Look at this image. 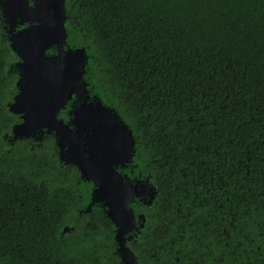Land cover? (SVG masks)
<instances>
[{
	"label": "trees",
	"instance_id": "1",
	"mask_svg": "<svg viewBox=\"0 0 264 264\" xmlns=\"http://www.w3.org/2000/svg\"><path fill=\"white\" fill-rule=\"evenodd\" d=\"M1 2L0 264H123L103 204L87 212L95 186L60 162L55 134L12 138L19 58ZM65 8L61 50H84L90 100L132 131L131 160L118 171L156 190L150 206L129 202L144 217L126 241L137 262L264 264V0ZM73 106L58 119L70 122Z\"/></svg>",
	"mask_w": 264,
	"mask_h": 264
},
{
	"label": "water",
	"instance_id": "2",
	"mask_svg": "<svg viewBox=\"0 0 264 264\" xmlns=\"http://www.w3.org/2000/svg\"><path fill=\"white\" fill-rule=\"evenodd\" d=\"M2 16L7 24L9 45L19 58L16 63L17 93L8 104L9 111L21 122L12 129V138H29L52 132L59 146V160L72 163L81 178L95 186L87 212L92 205L102 203L108 219L115 226L114 240L123 264H139L127 247V235L141 228L143 215H135L129 202L132 197L150 206L155 199V187L130 184L119 167H125L134 151V138L114 110L99 100H89L83 79L87 56L82 48L62 50L67 31L65 0H2ZM17 24H27L15 30ZM56 48L58 53L47 55ZM75 98L70 122L58 119V114ZM138 222H141L137 225ZM65 226L63 233H70Z\"/></svg>",
	"mask_w": 264,
	"mask_h": 264
},
{
	"label": "flooded vegetation",
	"instance_id": "3",
	"mask_svg": "<svg viewBox=\"0 0 264 264\" xmlns=\"http://www.w3.org/2000/svg\"><path fill=\"white\" fill-rule=\"evenodd\" d=\"M20 25H24L23 27L27 26V24H20ZM23 27H22V28H23ZM22 28H21V29H22ZM6 30H7V29H6ZM15 30H17L16 27H14V32H15ZM18 30H20V29H18ZM56 50H57V49H56ZM61 51H62V50H61ZM57 53H58V50H57ZM57 53H56V54H57ZM88 96H89V94H88ZM13 98H14V97H13ZM90 98H91V97L89 96V100H90ZM93 100H94V99H93ZM72 101H73V104L75 105V104H76V102H75V98H72ZM91 101H92V100H91ZM73 107H74V106H73Z\"/></svg>",
	"mask_w": 264,
	"mask_h": 264
}]
</instances>
